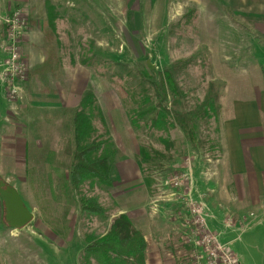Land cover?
<instances>
[{"label":"rangeland","instance_id":"obj_1","mask_svg":"<svg viewBox=\"0 0 264 264\" xmlns=\"http://www.w3.org/2000/svg\"><path fill=\"white\" fill-rule=\"evenodd\" d=\"M32 3L31 8L28 0H0V65H5L11 56L6 20L24 12L27 28L18 30L20 33L12 41L19 47L28 77L35 68L32 64L43 63L51 50L40 27L47 19L46 6L42 7L43 0ZM51 3L57 11L59 45L55 48L61 60L60 76L49 74L46 80L30 78L27 88L31 89L35 81L33 95L24 90L27 82L21 83V96L15 99L8 95L9 82L6 85L0 81L2 98L14 105L15 110L7 115L14 128L7 131L2 124L0 135L5 134L3 131L12 135L18 132L21 118L31 121L34 114L21 115L19 106L40 103V126H32L31 132L46 136L50 140L47 148L58 151L56 156L46 157L47 153L39 152L31 140L25 160L28 170L26 176L23 171L22 182L19 176L0 177L2 182L9 181L12 187L20 189L18 193L33 214L32 221L22 229L4 228L2 219V262L87 264L83 255L87 236H103L121 209L133 208V215L139 218L144 235L152 244L153 257L160 258L158 262L224 264L222 256L216 254L218 242L221 245L222 242L215 231L219 233L221 227L212 223L213 193L208 183L222 155L224 121L230 116L223 107L255 100L264 106V14L252 15L249 8L239 11L242 15H235L229 0H51ZM192 11L196 14L188 23L185 16ZM253 11L261 13L259 7ZM188 59L194 61L176 73L183 94L176 107L178 111L201 104L210 82L214 81L221 89L222 108L218 117L198 122L202 146L197 150L179 128L160 132L144 128L143 124L134 125L130 119L137 106L129 94L137 89L140 73L149 70L158 78L166 68ZM89 90L94 91L109 133L121 151L117 162L124 158L127 162L136 159L137 163L142 148L162 155L150 163L143 161L142 168L138 165L142 176L131 182L134 184L130 188L122 187V182L111 188L97 184L84 187L83 194L99 199L109 218L81 214L79 194L69 192L56 171L69 165L65 139L73 137L75 110ZM49 104L56 109L49 111ZM45 105L48 112L41 110ZM47 115L49 118L44 121ZM95 124L98 134L105 137L106 127L99 118ZM57 139L64 142L52 143ZM48 164L50 169L43 167ZM16 173L20 174V170ZM181 176L188 178V185L175 187V179ZM193 206L201 209L200 217L193 213ZM246 211L237 213L241 217L239 227L246 230L231 228L230 232L235 229V233L229 237L236 239L231 251L240 264H264V216H256L252 221ZM229 216L226 221L231 225L236 221ZM249 221L252 222L248 224ZM213 237L218 241L214 242ZM88 264L98 262L91 259Z\"/></svg>","mask_w":264,"mask_h":264},{"label":"trees","instance_id":"obj_2","mask_svg":"<svg viewBox=\"0 0 264 264\" xmlns=\"http://www.w3.org/2000/svg\"><path fill=\"white\" fill-rule=\"evenodd\" d=\"M45 6L47 19L46 22L41 23L40 27L44 31L45 42L51 50L44 62L31 72V75L42 80H46L49 74L56 77L61 74L59 70L61 60L56 49L59 45L56 30L57 11L51 0H45ZM195 14L196 12L192 11L185 16L188 23L192 22ZM193 61V59L178 61L166 68L158 78L154 72L149 70L141 72L137 89L129 94L135 99L137 106L132 111L130 119L134 125L143 124L144 128L160 132H169L179 128L190 146L197 150L202 146V141L198 137V122L218 117L222 103L221 89L217 83L212 81L207 86L201 104L193 109H180V111L176 109L183 97L176 73L191 65ZM96 118H99L106 127L105 137L98 134ZM73 137L75 151L69 168L68 182H63V184L67 189L71 188L79 194L81 214L109 218L99 199L89 198L82 191L87 184L113 187L111 172L121 156V151L109 133L106 119L93 90L83 95L79 108L75 110ZM161 156L156 151L149 152L142 148L137 163L142 168L143 161L150 163ZM6 226L4 207L2 227ZM148 249L149 244L144 232L136 229L126 214H121L112 219L103 236L94 234L87 236L83 255L87 264L91 259H95L98 264H147Z\"/></svg>","mask_w":264,"mask_h":264},{"label":"crops","instance_id":"obj_3","mask_svg":"<svg viewBox=\"0 0 264 264\" xmlns=\"http://www.w3.org/2000/svg\"><path fill=\"white\" fill-rule=\"evenodd\" d=\"M229 1L231 10L234 11L235 15H242V13L239 11L249 10V8L252 15L264 14V0ZM28 3L30 4V7H34L32 0H28ZM44 6L45 0H43L42 7L44 8ZM254 7H259L261 13L254 12ZM37 10L40 16V9L37 8ZM40 64V62L33 63L32 65L35 66L33 70H35ZM30 78H33L34 80L37 77L31 75L24 86V90L28 92L29 96L34 93V90L31 91V89L34 88L35 83V81H33L32 88L28 89L27 86L29 85ZM2 96L4 97L3 86L0 83V126L3 124L8 131L9 129L14 128L15 124L12 122L8 123L7 115L12 114L15 110H13L14 105L9 103L7 104L5 98L3 99ZM30 105V107L22 105L19 106V113L21 115H27V112H32L34 116H32L31 121H29L27 118H24V120L21 118L20 123H17V127L19 125L18 132L12 135L3 131L5 134L0 135V177L5 178L6 176H19L20 182H22V173L24 171V176H26L25 173L28 170L25 160L27 159V149L28 145L31 144V140H33V144L38 146L37 149L39 152L47 153L46 157H52L58 154L57 150L47 148V146L49 147L50 142L48 141L50 140H47L46 136L40 137V135L36 133L33 134L31 132L32 126H40V119L42 118L40 116V103L38 104L32 102ZM46 106L48 105L43 106L41 110L48 112L45 110ZM48 109L51 111L52 109H56V106L54 104H51L50 106L49 104ZM223 109L226 111V113L230 112V116L224 121L222 155H220V160L218 163L215 164L214 171L211 172V182L208 183V185L211 187V192L213 193L211 197L212 204H210V208H212L214 211V213H212V223L221 227L220 232L218 233L215 231V233L220 236V241L222 244L226 245L231 251V244L236 239H230L229 235L235 233V229L236 231L241 229L239 227L241 217L237 213L244 212L246 211L245 209L248 208L249 210L248 212L246 211V214L248 216L251 215L250 218L252 221L254 218H256V216H264V106H260L255 100L250 101L249 103H240V105H236L234 107H223ZM48 118L49 116L43 119L46 121ZM2 121H5L6 124L2 123ZM51 121L53 120L51 119ZM65 140V145L69 146L67 155L65 156L69 162V165L63 170H61V168L56 169V171H58V177L59 175L64 177H61V181L64 183L68 182L69 168L71 166L72 157L75 151L74 137H68ZM52 141L54 144H62L64 142H60L59 139ZM123 159L115 164L116 168L114 165L112 169L111 174L114 182L113 187L119 185L120 182H122V187L126 186L130 188L132 187L131 185L134 184L130 183L134 182L136 178L141 177L142 175L138 163H136V159L132 162L130 160L127 162ZM43 167L50 169L51 165L48 164V166L44 165ZM16 170H20V174H14ZM115 170L118 171L115 172ZM117 179L119 182H117ZM3 182L9 186H12L9 181ZM13 188L18 192L20 190L16 185H14ZM68 191L72 192L73 190L69 188ZM253 207L256 209L254 210ZM133 212H135L133 208L121 209L116 214V216L126 214L132 221L134 227L136 229L142 230L143 228L140 226L142 223L139 221V218L133 215ZM230 214L235 217L236 222L231 225L229 222L228 225L226 218ZM3 217L4 203L0 198V223ZM252 221H249L248 224H250ZM231 228H235L233 232H230L232 230ZM248 228H250V226H248L247 229ZM241 230L244 232L246 228L243 229L242 227ZM145 238L149 244L150 242L148 241L146 235ZM151 247L152 244H149V249L147 252V264H162L160 261L158 262L160 258L158 259L153 257L154 253L151 252ZM0 264H4L1 258Z\"/></svg>","mask_w":264,"mask_h":264},{"label":"built area","instance_id":"obj_4","mask_svg":"<svg viewBox=\"0 0 264 264\" xmlns=\"http://www.w3.org/2000/svg\"><path fill=\"white\" fill-rule=\"evenodd\" d=\"M23 14L22 18L20 19V15ZM25 15V17H24ZM27 15L20 11L18 13H15L12 18H8L6 20V24L8 27V30H6V34L8 36V40H10V54L11 56L8 58V61L5 65H0V68L2 70L0 71V81H3L6 83V85L9 82V89L8 95H13V99H15V96L18 97L21 96L22 88H20L21 83H26L28 81V68L27 66L22 62L21 56L18 52V48L15 43H13L12 40H15L18 32V30L26 29L27 28ZM188 185V178L186 176L177 177L174 182L175 187L184 186L186 187ZM193 213L200 217L201 215V209L194 208L193 206ZM202 222H204L203 219H201ZM205 223V222H204ZM210 232V231H209ZM213 241H218L216 237H213ZM217 248L219 251L216 252L217 256H222L223 263L224 264H240L237 257L234 255L232 251L228 249L226 245H221V243L218 242ZM232 253V254H230ZM211 256L217 257L215 254H211Z\"/></svg>","mask_w":264,"mask_h":264},{"label":"water","instance_id":"obj_5","mask_svg":"<svg viewBox=\"0 0 264 264\" xmlns=\"http://www.w3.org/2000/svg\"><path fill=\"white\" fill-rule=\"evenodd\" d=\"M151 70L153 67L148 63ZM0 197L5 207L7 226L14 229L26 227L33 219L32 212L25 206L21 195L12 186L0 182Z\"/></svg>","mask_w":264,"mask_h":264}]
</instances>
